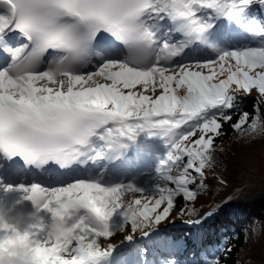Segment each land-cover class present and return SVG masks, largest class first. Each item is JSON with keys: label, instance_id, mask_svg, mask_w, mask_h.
Wrapping results in <instances>:
<instances>
[{"label": "snow or ice", "instance_id": "1", "mask_svg": "<svg viewBox=\"0 0 264 264\" xmlns=\"http://www.w3.org/2000/svg\"><path fill=\"white\" fill-rule=\"evenodd\" d=\"M254 6L264 0H0V152L76 173L51 187L4 186L36 212L23 228L0 212V262L27 248L34 264H222L231 249L205 246L203 233L158 229L177 209L199 229L243 191L203 215L195 207L230 187L208 171L226 167L214 148L224 126L264 135L259 99L240 111L241 92L264 98ZM233 24L253 43L236 46ZM153 159L154 175L141 164ZM117 233L134 246L117 254Z\"/></svg>", "mask_w": 264, "mask_h": 264}, {"label": "trees", "instance_id": "2", "mask_svg": "<svg viewBox=\"0 0 264 264\" xmlns=\"http://www.w3.org/2000/svg\"><path fill=\"white\" fill-rule=\"evenodd\" d=\"M253 11L261 21H264V10L254 6ZM232 31L238 36H243L235 24L232 25ZM247 43H253V37L249 38ZM258 99L260 108L264 111V98H259L255 90L249 96L241 92L240 111L252 113ZM223 132L225 134L215 140L214 148L216 158L223 160L226 167L216 165L208 171L217 175L222 174V178L230 187L219 191L218 194L201 193L195 201V207L201 214L209 210L208 205L219 204L237 188H242L243 191L234 200L255 197L264 192V135L241 136L228 125L224 126ZM154 168L155 165L152 163L147 170L154 175ZM208 183L210 188L218 187L214 180H209ZM179 219L187 220L188 217H181L177 209L161 223L159 228L169 227ZM257 228L258 232L255 231ZM197 231L203 233L205 246L215 245L231 249L228 253H219L222 264H264V196L254 202L236 205L216 215L202 229L174 230L164 235L175 238L189 237ZM189 247H192L191 240H189Z\"/></svg>", "mask_w": 264, "mask_h": 264}, {"label": "clouds", "instance_id": "3", "mask_svg": "<svg viewBox=\"0 0 264 264\" xmlns=\"http://www.w3.org/2000/svg\"><path fill=\"white\" fill-rule=\"evenodd\" d=\"M5 219L10 223L19 224L23 228L29 221V217L34 213L25 214L23 212H15L14 210H8L3 212ZM15 254L7 255L0 264H34L33 253L27 248L14 249Z\"/></svg>", "mask_w": 264, "mask_h": 264}, {"label": "rangeland", "instance_id": "4", "mask_svg": "<svg viewBox=\"0 0 264 264\" xmlns=\"http://www.w3.org/2000/svg\"><path fill=\"white\" fill-rule=\"evenodd\" d=\"M178 91H182V90H178ZM145 94H151V93H148V92H146ZM149 143H151L153 146H154V150H155V152L156 153H159V154H163L165 151H166V149H165V146H164V144H163V141L162 140H160L159 138H152L151 140H149L148 141ZM146 164H154L155 165V160L153 159V160H149V161H146L145 162ZM144 167V166H143ZM146 179H148V177H147V175L146 176H143V177H141L140 178V183L141 184H143V182L146 180ZM15 186V185H14ZM3 188H2V190L0 191V202H2V201H5L6 199H8V198H11L12 197V191L11 190H5L4 188V186H2ZM128 199H131V197H128ZM212 219V218H211ZM185 221H186V219H179L178 220V224L177 225H179V226H182V228H185V227H187V226H189L188 224H186L185 223ZM185 225V226H184ZM120 235H122V236H124V234H121V233H117L116 235H114L111 239H114V237H116V236H120ZM141 236H140V234L137 232L136 233V240H135V244L136 245H138V244H140L141 242L138 240L139 238H140ZM134 245H128L127 247H129V249L130 248H132ZM122 252V251H121ZM124 252V251H123ZM263 254H264V252H263Z\"/></svg>", "mask_w": 264, "mask_h": 264}, {"label": "bare ground", "instance_id": "5", "mask_svg": "<svg viewBox=\"0 0 264 264\" xmlns=\"http://www.w3.org/2000/svg\"><path fill=\"white\" fill-rule=\"evenodd\" d=\"M6 181H8V179L7 180H2V177H0V190H2V184L4 183V182H6ZM5 189V188H4ZM12 191V198H14L15 196H17L18 194H20L21 192H19L18 190H11ZM9 199V198H8ZM7 199V200H8ZM4 204H5V201H2L1 203H0V208H2L3 206H4ZM124 240V236H122V235H120V236H116V237H114V239H111V242L112 243H114V244H118L119 245V247L120 246H122V245H125V244H127L128 242H124L123 244H121L120 242L121 241H123Z\"/></svg>", "mask_w": 264, "mask_h": 264}, {"label": "water", "instance_id": "6", "mask_svg": "<svg viewBox=\"0 0 264 264\" xmlns=\"http://www.w3.org/2000/svg\"><path fill=\"white\" fill-rule=\"evenodd\" d=\"M261 196H264V192L259 193L255 197H246V198L234 200L233 203L229 206V209L232 208V207H234V206H236V205H241V204H244V203L254 202L255 200H257ZM203 214L204 213H202L201 215H203ZM163 228H165V227H160L159 229H163Z\"/></svg>", "mask_w": 264, "mask_h": 264}]
</instances>
